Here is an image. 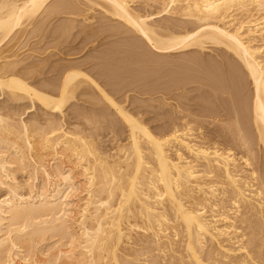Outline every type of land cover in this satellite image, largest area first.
<instances>
[{
	"label": "bare ground",
	"instance_id": "1",
	"mask_svg": "<svg viewBox=\"0 0 264 264\" xmlns=\"http://www.w3.org/2000/svg\"><path fill=\"white\" fill-rule=\"evenodd\" d=\"M0 264H264V0H0Z\"/></svg>",
	"mask_w": 264,
	"mask_h": 264
},
{
	"label": "rangeland",
	"instance_id": "2",
	"mask_svg": "<svg viewBox=\"0 0 264 264\" xmlns=\"http://www.w3.org/2000/svg\"><path fill=\"white\" fill-rule=\"evenodd\" d=\"M48 37H49V38H48ZM50 37H51V36H47V38H46L47 40L44 39V41H46L45 43H48V42H49V43L46 44V45H49L51 42L53 43V46L56 45V42L54 41V37H51V38H50ZM79 38H80V37H79ZM80 39H81V38H80ZM80 39L77 38V39H76V42L74 41L75 43L73 42V44L78 43V42L80 41ZM44 41H42V45L45 44V43L43 44ZM52 43H51V44H52ZM51 44H50V45H51ZM90 45L92 46V44L89 43V44L87 45V48L85 49V50H87L86 56H87V54L89 53V48L92 49V47H91ZM53 46H52V49L50 48V50H51L52 52H53V50H54L53 53H56V52H55L56 49H55ZM60 47L63 48L62 46H60ZM88 47H89V48H88ZM85 50H84L82 53L86 52ZM51 51H50V52H51ZM52 52H51V53H52ZM66 57H71V56H66ZM54 58H55V56H54ZM54 58H51L52 60L50 59L51 63L49 62V63L52 64V65H54V64H53L54 60H56V58H55V59H54ZM52 61H53V62H52ZM93 62H94L95 65H96V62H97V61H93ZM93 62H92V63H93ZM49 63H46L48 68H47V69H46V68L43 69L44 71H45V70H46V71H45V73H42V75H40V77L44 76V78L42 77V79L46 80L45 78H47L48 81H49V80L52 81V80H51V77H53V76L55 75V73L57 74V72H56L57 70L54 71V70L56 69V66L53 67V68H55V69H53V71L50 70V69H52V68H51L52 65H50ZM92 63H89L88 68H87V66H86L87 70H89V69L91 70V71L89 70V72H90L92 75H94V73H96V72H98V71H101L102 68H104V69H103V71H101V72H104L105 69L108 70V67H106L108 64L105 65V64L103 63V65H98V69L100 68L101 70H95L94 67H95L96 69H97V67H96L95 65L91 66ZM94 63H93V64H94ZM105 63H106V62H105ZM45 66H46V65H45ZM50 66H51V67H50ZM89 66H91V67H93V68H90ZM101 66H102V67H101ZM104 66H105L106 68H105ZM109 66H110V65H109ZM112 67H113V69H115V71L117 70V73H120V72H121V71H120L121 68H120V69H119V68L116 69V68H114L115 66H112ZM116 67H118V66H116ZM163 68H164L166 71L172 69V67H170V69H169L168 67H163ZM163 68H161V69L164 70ZM166 68H168V69H166ZM110 69H111V68H109V70H110ZM126 69H127V68H126ZM131 69H132V68H130V70H129V68H128L127 71L129 70V71H131V73H132L133 70H131ZM173 69H176V67H175V68L173 67ZM92 70H93V73H92ZM107 70H105V72H106ZM109 70H108L107 72H109ZM121 70H122V69H121ZM124 70H125V68H123V73L125 72V73L129 74L128 72H126V70H125V71H124ZM165 70H164L163 72H166ZM101 72H100V75L108 76L107 73H106V74H107V75H106V74H101ZM163 72H162V73H163ZM167 72H171V70H170V71H167ZM98 73H99V72H98ZM125 73H124V74H125ZM43 74H44V75H43ZM96 74H97V73H96ZM96 74H95V75H96ZM127 74H125V75H127ZM166 74H167V73H166ZM97 75H99V74H97ZM129 75H130V74H129ZM40 77H39V78H40ZM98 77H99V76L96 77L97 80H98ZM109 77H110V76H108V77H104V79H103V78L100 76L98 81H101L100 83H102V84H104L105 82L108 83V81H109V79H110ZM147 77H148V79H147ZM147 77L142 78V82H140V80H137V78H135L136 81H137V82L135 81L136 84H133V82H134V80H135V79L133 78V79H132L133 82L130 81V83L134 85V86H133V85H132V86H133L134 89H135V86H136V85H139V84L142 85L141 83H143V81H144V83H145V80H144L145 78L147 79L146 82L148 83V84L146 83V84L148 85L147 87H149L151 83L153 84L154 82H156V81L158 80V79H155V78H154V79L156 80V81H155V80L153 79V77L151 78V76H147ZM149 77H150V80H149ZM54 78H55V76H54ZM165 78H166V77H165ZM165 78H164V79H165ZM52 79H53V78H52ZM105 79H106V80H105ZM139 79H141V78H139ZM151 79H152V81H151ZM54 80H56V79H54ZM110 80H111V79H110ZM116 80H118V79H116ZM116 80L114 79V81H116ZM159 80H160V81H163V79H162V80L159 79ZM104 81H105V82H104ZM114 81H113V82H114ZM149 81H151L150 84H149ZM153 81H154V82H153ZM166 81H167V80H166ZM157 82H159V81H157ZM107 83H106V84H107ZM109 84H110V83H108L107 85H105V87L107 86V87H106L107 89H108V87H110L111 89H113ZM157 84H158V83H157ZM108 85H109V86H108ZM196 85H197L196 83H194V85L192 84V86H195V87H196ZM129 86H130V85H129ZM153 86L155 87L156 84L154 83ZM153 86H151V87L154 88ZM250 86H251V85H250ZM250 86H249V88L252 87V86H251V87H250ZM147 87H146V89H145V88H144V89L147 90ZM151 87H149L148 89H151ZM110 88H109V90H111ZM136 88H137V86H136ZM134 89H131V87H130V88H129V91H128V88H126L127 91H125V89H124L123 92H128V93L131 95V98H132V96L134 95V93H135L136 96H137V95H138V96L140 95L141 97H142V96H144V97H145V96H149V94H147V95H142L141 93L139 94V92L142 91L143 88H141L142 90H141L140 88H139V89L137 88L139 91H137V89H135V91H134ZM132 90H133V91H132ZM136 91H137V92H136ZM193 91H194V90H193ZM123 92H120L121 95L124 94ZM197 92H198V91L195 90V91L192 92L191 94H192V95H193V94L196 95ZM120 93H117V94L115 93V97L120 98V97H119ZM131 93H132L133 95H132ZM118 94H119V95H118ZM116 95H117V96H116ZM121 95H120V96H121ZM135 95H134V96H135ZM134 96H133V97H134ZM121 97H122V96H121ZM118 98H117V99H118ZM120 99H122V98H120ZM192 102H194V101H192ZM153 103H154V102H153ZM194 103H195V102H194ZM148 108H149V107H148ZM150 108H151V107H150ZM165 108L168 109L167 112L170 110V109H169L170 107H165ZM152 109H154V108H152ZM166 109H160V110H159V108H158L157 111H159V112L162 113V111H164V110L166 111ZM70 110H71V109H70ZM148 110L150 111L149 113H147ZM155 110H156V107H155ZM35 111H36V110H34V111L30 112V113L32 114V113H34ZM37 111H39V109H38ZM152 111H154V110H152ZM157 111H156V112H157ZM156 112H151L150 109H147V111H146V115H145V117H147V118L150 119V120H149V119L146 118L147 120H149V122L152 121V123H150V124H151V125H152V124L154 125L153 128H156L155 126H158V125H160V127H161V126L163 125L162 123L166 120L165 118H162V114L159 115V114H160L159 112H158L157 114H155ZM31 114H28V115L30 116ZM163 114H164V113H163ZM158 115H159V116H158ZM151 119H152V120H151ZM157 128H158V127H157ZM157 128H156V129H157ZM121 131H123V132H121ZM117 132H118V133L115 132L116 136H114V137L117 138V139H119L118 141H123V142H125V137L127 136V132H126L125 130H121V129H120L119 131H117ZM208 133H209V132H208ZM104 134H105V135H104ZM104 134H103V135H104L105 137L103 136L102 140L104 139L105 142L107 143L105 147H107V148L110 147V148H108V149H111V147H113L114 145L116 146V143H117V142L115 143V141L111 139V138H113V139H115V138H114L111 134H110V135H109L108 133L106 134V132H105ZM115 134H113V135H115ZM211 134L213 135L212 132H211ZM209 135H210V133H209ZM117 139H116V140H117ZM112 141H113V142H112ZM114 143H115V144H114ZM107 145H108V146H107Z\"/></svg>",
	"mask_w": 264,
	"mask_h": 264
}]
</instances>
